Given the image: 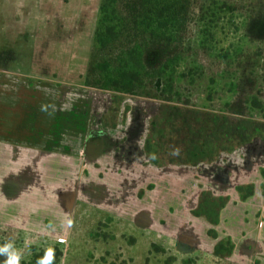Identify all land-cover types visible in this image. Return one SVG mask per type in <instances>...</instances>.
<instances>
[{"label": "rangeland", "instance_id": "1", "mask_svg": "<svg viewBox=\"0 0 264 264\" xmlns=\"http://www.w3.org/2000/svg\"><path fill=\"white\" fill-rule=\"evenodd\" d=\"M101 3L102 0H0V49L12 44L16 51L8 67L22 70V60L32 78L50 81L45 85L49 86L48 95L38 98L44 110L50 111L44 115L48 120L46 134L60 121V113L74 110V103L79 101L75 94L78 91L63 85H85ZM261 29L264 32L263 26ZM5 30H12L10 39ZM5 102L0 123L6 126L5 131L14 134L10 126L21 123L24 115L17 107L21 109L24 103L14 95H7L2 104ZM159 104L152 99L126 96L118 116V130L109 133L115 140L123 135L124 141L130 138L128 129L135 123V128H140L133 131L134 139L141 140L144 149L149 120L158 112ZM13 134L11 146L0 144V175L29 168L40 180L31 187L32 199H19L23 200L21 205L18 201L10 205L0 198V221L12 225L0 224V245L12 243L21 254V262L32 256L33 246H40L62 251L56 264H264V243L253 256L247 251L251 236L259 234L264 241L263 227L259 226L264 220V139L256 138L222 153L214 162L198 166L159 167L149 161L145 152L143 169L125 171V177L131 180L128 195L123 196L113 185L123 182L122 170L96 162L99 171L92 180L97 181L98 188H108L106 199L94 204L83 194L77 195L75 205L66 210L59 204L60 187L69 183H64L65 179H76L79 174L82 192L90 186L85 180L89 173L84 169L86 165L74 155L80 133L71 135L68 146L62 144L51 151L46 141L32 148L21 144ZM205 194L225 199L218 223L196 214ZM141 212L148 214L139 218ZM68 219L72 221L70 227ZM219 244L225 251L222 255L216 252ZM3 260L0 256V264Z\"/></svg>", "mask_w": 264, "mask_h": 264}, {"label": "trees", "instance_id": "2", "mask_svg": "<svg viewBox=\"0 0 264 264\" xmlns=\"http://www.w3.org/2000/svg\"><path fill=\"white\" fill-rule=\"evenodd\" d=\"M262 21L264 0H102L85 86L111 94L112 128L126 96L160 103L144 142L152 164L214 162L264 139ZM209 195L196 214L218 223L225 199ZM45 250L33 246L21 264Z\"/></svg>", "mask_w": 264, "mask_h": 264}, {"label": "crops", "instance_id": "3", "mask_svg": "<svg viewBox=\"0 0 264 264\" xmlns=\"http://www.w3.org/2000/svg\"><path fill=\"white\" fill-rule=\"evenodd\" d=\"M5 31L9 32L8 38L10 39V32L12 30ZM12 47V44H9L0 49V120L3 115L2 111L7 107V103L5 102L2 104V100L7 95H14L15 98L19 96L24 105L21 109L18 107L17 109L22 115H24V117L19 125H11L10 127L14 130V134L20 138L19 141L21 144L36 148L46 141V147L51 151L50 148L55 149L62 144L64 145L67 143L68 146V141H71V135L77 131L80 134L79 139L75 141L78 148L74 151V155L81 157V164L83 163V165H86L84 169H88L89 171L92 170L98 175L99 168L95 167V163L103 162V165L106 168L112 165V168L116 167L118 170H122L121 174L123 176V182L120 180V186L125 189V195H128L126 191L130 186L127 187V185H129L131 179L125 177V171L133 172L134 170L143 169L141 163L142 158L145 156V150L142 149L143 146L140 144L142 141H135V136L132 135L133 131L138 132V126L135 128L137 124L132 123V127L128 129L130 138L126 141H122L123 135L115 140L109 131H115L118 129L108 128L104 123V114L107 113L112 105V98H109L108 100L106 97L108 95L111 97V94L86 87L84 84H66L63 86H72V91H78L75 92V94L79 97V101L74 103V110L64 111L63 113L61 112L60 121L52 125L49 128V132L46 134L45 124L48 120L44 115L49 114L50 111L44 110L42 107L43 104L42 102H39L38 98L48 95L49 86L46 88L45 85H49L50 81L32 78V74L26 71L25 63L22 60L20 63V66L23 68L22 70L9 68L8 62L13 58L16 52ZM137 116L139 119L140 116ZM5 127L4 124L0 123V144L3 145L5 143L11 146L13 144L11 139L13 133L10 134L5 131ZM93 137L99 139L97 140V145H93L92 148L102 145L97 154L90 153L88 150L91 144L88 142H90V139ZM17 141L18 140L14 143H17ZM14 146L16 152H18L19 148L17 145ZM85 153H88L89 155L87 154V156L89 157L86 158ZM68 154H70L69 151ZM0 155H2L1 152ZM106 156H109L111 159L105 158ZM78 176L79 174L76 179L66 178L64 183H69L67 186L60 187L61 189L59 190L61 194L69 191L71 199H68L66 197L67 195H64V201L70 206L79 199L76 198L77 195H80L77 191V187L82 185L83 180L79 181ZM39 182V176L29 168L15 174L13 172V174L10 175H0V198L10 205H14L16 201L21 205L23 200L19 199L23 197H29L32 199V196H30L31 187L33 185H38ZM113 185L119 186L116 182H113ZM62 189L63 191H61ZM83 198H85V196H83ZM62 203L63 199L59 196V204L61 207ZM140 214L145 216L148 213L141 212ZM141 215L140 218H142ZM260 220H262V218H260ZM21 221L23 222V220ZM147 222L149 223L150 221L147 219ZM263 222L264 220H262L259 225L260 228L263 227L261 234L264 232ZM0 224L12 227L11 223L7 221H0ZM188 238L193 239L191 236ZM260 238L261 236L259 237V234H257L256 237L251 236V240L249 239V241L252 242L256 239V244L257 242L260 243L259 248H261L260 245L264 243V241H261L262 238Z\"/></svg>", "mask_w": 264, "mask_h": 264}, {"label": "flooded vegetation", "instance_id": "4", "mask_svg": "<svg viewBox=\"0 0 264 264\" xmlns=\"http://www.w3.org/2000/svg\"><path fill=\"white\" fill-rule=\"evenodd\" d=\"M111 108V107H110ZM110 111V109L107 111V113H105L104 114V123H105V115H107L108 114V112ZM106 125V124H105ZM106 127H107V125H106ZM108 128H111V129H116V128H112V127H108ZM140 127L138 126V129H139ZM136 132V131H135ZM135 132L132 134L133 136H135L136 134H135ZM99 138H97V137H93L92 139H90V142H88V143H91L90 144V146L92 147L93 145H97V140H98ZM128 139V138H127ZM126 139V140H127ZM125 140V141H126ZM88 150H90V149H88ZM144 150H145V148H144ZM88 152V151H87ZM88 154V153H87ZM87 154L85 153V157L87 158V157H89V156H87ZM89 155V154H88ZM97 168V167H96ZM89 171V170H88ZM94 175H97V173H94L92 170L91 171H89V173H88V175H86L85 176V180H88L89 182H90V186L87 188V189H85L86 191H83L82 192V188H83V183H82V185L81 186H78L77 187V191L79 192V194H80V196L83 194L84 196H85V198L87 197V198H89V200H90V202H92V203H96V204H98V203H101V202H104V200L106 199V196H107V193H109V191H108V188H106L103 184V186H100V188H98V184H96V180L95 181H93L92 180V176L93 177H95L96 178V176H94ZM118 189L121 191V195L123 196L124 194H125V189H123V187L122 186H118ZM72 191V190H71ZM70 191V192H71ZM75 191V190H74ZM104 191V192H103ZM63 194V193H62ZM62 194L60 193V198H62L63 199V203H62V206H63V208H65L66 210H70L74 205H75V203L72 205V206H70V205H68L67 203H65V201H64V195H67L66 197L68 198V196H69V191H67V192H64V194H63V196H62ZM122 196H121V198H120V200H123V198H122ZM66 202H67V200H66ZM70 208V209H69ZM143 213V212H142ZM141 215V214H140ZM140 215H139V218H140ZM1 228V227H0ZM4 228V227H3ZM18 231V230H17ZM21 231V230H20ZM247 246H248V248H247V251H249V254H251L252 256L255 254V251L257 252L258 250H259V244H258V242H257V244H256V239L255 240H253L252 242L251 241H248V243H247ZM260 247H261V245H260ZM225 252V251H224ZM220 254L222 255L223 254V252H220Z\"/></svg>", "mask_w": 264, "mask_h": 264}, {"label": "clouds", "instance_id": "5", "mask_svg": "<svg viewBox=\"0 0 264 264\" xmlns=\"http://www.w3.org/2000/svg\"><path fill=\"white\" fill-rule=\"evenodd\" d=\"M46 110V109H45ZM179 149L174 150L173 155H178ZM71 219L67 220V226H71ZM0 256L4 257L3 264H21V254L14 248L12 243L6 242L0 245ZM54 250L48 248L44 255L37 260V264H53Z\"/></svg>", "mask_w": 264, "mask_h": 264}, {"label": "water", "instance_id": "6", "mask_svg": "<svg viewBox=\"0 0 264 264\" xmlns=\"http://www.w3.org/2000/svg\"><path fill=\"white\" fill-rule=\"evenodd\" d=\"M101 146H102V145H99V146H97V147H95V148H92V147L89 146V148H88V149H90L89 152H90V153L97 154V152L100 151ZM141 217L143 218L144 216L141 215Z\"/></svg>", "mask_w": 264, "mask_h": 264}]
</instances>
